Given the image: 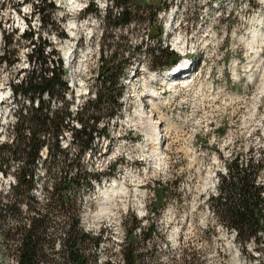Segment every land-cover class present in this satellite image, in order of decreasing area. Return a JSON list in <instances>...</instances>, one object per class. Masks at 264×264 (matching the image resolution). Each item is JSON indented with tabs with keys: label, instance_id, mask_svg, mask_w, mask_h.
I'll return each instance as SVG.
<instances>
[{
	"label": "rangeland",
	"instance_id": "obj_1",
	"mask_svg": "<svg viewBox=\"0 0 264 264\" xmlns=\"http://www.w3.org/2000/svg\"><path fill=\"white\" fill-rule=\"evenodd\" d=\"M47 2L54 6L49 11L56 28L44 26L42 14L33 10L37 3L43 7L41 0H6L0 4V98L3 97L1 88L5 89L8 85L13 88L14 83L20 84V80L28 79L34 72H43L46 66L54 70L60 66L67 88L61 96L63 99L55 97V102L49 101V104L58 109L71 104L72 113L84 109L91 116L92 102H95V96L100 91L103 92L101 74L121 71L120 67L110 68L111 58L115 57V63L123 65L125 54L128 52L131 56V41L139 42L148 30L151 34L148 47L164 46L169 40L170 46L172 40H181V33L185 32L184 51L196 50L202 63L206 61L205 45L212 44L208 47L207 57L216 61L219 69L213 67L201 71L203 77L200 82L208 88L202 94L206 100L199 109L195 101H187L198 91L193 85L198 74H191V71L186 73L190 75L188 77L162 75L160 79H165L160 81V85L153 82V86L149 90L144 88L143 93L138 87L137 91L125 89L119 98L120 109L113 119L107 117L111 109H103L104 119L96 124L99 130H105L108 135L109 153L102 155L104 141L101 134H94L88 149H83L79 142L72 144L69 138L59 136L63 152L57 157L58 162L56 160L53 165L52 154L47 153L45 147L39 151L41 160L33 166L32 196L46 202L57 174L62 178L70 173L92 170V173L99 175L101 181L97 186L92 182L94 187H88L85 180L79 177L74 193V211L70 210L78 214L84 230L92 235H101L98 247L93 244L88 247L96 258V264H123L121 252L128 245L129 238L134 239L139 264H264V230L258 232L261 242L242 244L227 218L214 210L213 202L209 201L218 195L221 177L228 176V166L234 160L244 167L246 162L249 166L253 165L258 184L264 186V29L250 20L248 6L251 0L249 4L246 0H130L131 23L122 27L116 25L114 20L117 0H83L80 8L86 5L89 8L84 12L79 8L75 13L68 0ZM106 4L112 7H107L105 16H102ZM258 4L252 14L254 18L264 16V0H258ZM169 5L175 8L167 10L162 24L168 26V33H172V37L158 38L153 13ZM227 7L232 8L229 19L216 15L225 12ZM84 15H88V18L85 16L82 19ZM74 17L80 28L73 38L69 25ZM179 21L180 29L175 34V24ZM60 32L64 35H58ZM75 45L77 58L66 64V60L63 62L67 55L65 51L74 50ZM35 49L42 50L45 64L40 66L30 57ZM146 49L140 47L139 56L133 58L141 72L146 69L147 65L143 63H147L150 56ZM136 52L133 51V54ZM172 60L171 54L162 52L157 58L160 63L170 64ZM253 74H258L257 85H243ZM167 81L172 84H165ZM118 88L121 89L119 85ZM156 91L163 94L164 99L157 102L165 111H169L174 123L180 126L187 123L188 128V118H193L192 122L195 118H201L194 121V129H204L205 123L208 126L219 124V128L215 132L209 129L200 135L184 138L174 135L167 153L165 122L154 117L147 106L149 103L152 107L149 95ZM136 93L142 95L144 105L140 100H135L138 96ZM20 107L21 99L15 100L13 95L7 101L3 99L0 102L2 143L16 138L12 126L18 120ZM23 108L22 114L26 115L28 107ZM181 114H187V117L177 116ZM143 116L152 118L160 128L158 134L162 149L150 148L151 140L142 132ZM70 121L79 127L75 118ZM133 123L139 129L137 133L145 135L143 143L137 144L132 137L123 139L125 130ZM45 139L48 142L53 140L49 134ZM132 150L136 160L143 157L147 160L130 165L125 154ZM166 158H170V168L163 173L158 172L159 167L167 166ZM127 166L131 167L132 173V169H138L137 190L136 177H130ZM141 166L147 169L142 171ZM20 167L18 162L4 166L7 174L0 176L2 194L14 184V172ZM110 169H113L111 174L108 172ZM118 175L125 184L124 188L119 193H112L114 196L103 198L109 189L107 183L111 182L110 177L119 178ZM105 176L109 178L107 182H104ZM72 189L69 188V194H72ZM57 209L52 210L55 224L50 225L48 234L56 238L55 249L62 250V239L68 228L65 216L68 212L64 214ZM20 210L24 216L25 204ZM7 220L12 224L15 222L14 218L8 217ZM0 264L14 262L0 256Z\"/></svg>",
	"mask_w": 264,
	"mask_h": 264
},
{
	"label": "trees",
	"instance_id": "obj_2",
	"mask_svg": "<svg viewBox=\"0 0 264 264\" xmlns=\"http://www.w3.org/2000/svg\"><path fill=\"white\" fill-rule=\"evenodd\" d=\"M5 1L3 0L0 4ZM41 1L44 4L43 7L41 8L37 3L33 10L42 14L44 26L50 25L56 28L49 11L54 6L47 0ZM129 2L130 0H117V6L123 8L121 21L125 22L129 19ZM60 34L63 35L62 32ZM30 57L34 58V62L40 63V66L46 63L42 50L35 49L34 55L30 54ZM111 59L114 62L116 60L115 57ZM120 66L117 64V67ZM60 69V66H57L55 70L46 66L43 72L41 70L34 72L28 76V79L15 85L16 89L22 90L30 97L31 106L28 107V113L27 110L25 111L26 115L22 114L24 108L21 110L17 122L12 126L16 129L15 140H11V143L0 141V176H2L1 171L6 175L4 166L10 162L21 164V167L14 172L16 184L10 186V190L5 194L0 191V256L3 259L12 260L14 264H92V259L96 264V258L88 247L89 244L98 247L101 235H92L81 228L78 214L70 212L74 208L75 195L68 193L69 188L75 187V183H78L79 177L89 184L90 174L83 171L82 174L70 173L62 178L60 174H57L53 178L54 182L51 190L48 191L46 202H40L32 196L35 177L33 166L38 161L40 148L46 144L44 149H48L50 155L52 154L50 158L53 165L62 152L58 134L66 125L64 120L69 115L68 110L67 108L52 110L49 102L42 98L44 93L50 97L61 98L63 95L67 85L62 79ZM108 72L101 74L103 92L100 91L96 95L95 102H92V115L86 114L87 111L84 109L78 113H72L73 118L82 122V128L75 129L73 132L74 142H79L82 148L87 145L90 148L91 133L93 138L94 133L102 131L96 127V124L104 119L102 112L107 108L111 109L107 113L108 117L118 109L119 90L116 84L119 74L114 71ZM112 92L115 93L112 94ZM35 97H38L36 106L33 103ZM14 98L17 100L19 97L14 95ZM62 109L64 110L61 111ZM47 134L52 136V142L45 139ZM255 174L253 165L244 167L237 161L232 162L228 166V176L221 177L219 196L212 198L213 207L227 218L232 227L237 229V238L242 244L250 241L261 242L258 231L264 229V220L259 218L261 210L264 209V199L260 195L261 186ZM23 204L26 207L24 216L20 210ZM54 209L61 210L64 214L68 212L65 215L68 228L62 239L64 246L62 250L55 249L56 238L48 234L50 225L55 224L52 213ZM8 217L14 218L15 222L13 224L8 222ZM121 254L123 264H139L133 238H129L128 245L122 249Z\"/></svg>",
	"mask_w": 264,
	"mask_h": 264
},
{
	"label": "built area",
	"instance_id": "obj_3",
	"mask_svg": "<svg viewBox=\"0 0 264 264\" xmlns=\"http://www.w3.org/2000/svg\"><path fill=\"white\" fill-rule=\"evenodd\" d=\"M258 5H259L258 2L257 3L255 2V6L252 7V14L255 11V9L258 7ZM167 10H163L162 12H157V14L155 16V20L157 21V23H160L162 21V19L164 18V16L167 13ZM122 12H123V8L122 7L117 8L115 10V15L121 16ZM224 17L228 18L229 17V13H226V15H224ZM185 41H186V33L185 32H182L181 33V41H174V40H172V45H170L169 48L172 49V50H179L180 51V50H182V48H185ZM143 42H144V44H143ZM148 42H150V41H148V34L146 33V34L142 35V37L140 38L139 42L138 41L132 42V46L133 47H136V46H139V47H148ZM33 47H34V44H33ZM136 56H139V53ZM127 57H129V56H127ZM134 57L135 56H133L132 59ZM150 57L151 56H148V61H149ZM146 68H147V66H146ZM21 82L22 81L20 80L19 83H21ZM15 85H17V84L14 83L13 88L10 85H8L5 89L1 88V90H3V97H1L0 99H6V101H7V99H8L9 96H11V95H18V97L21 99V107H20V109L18 111V114H21V108H23V107H30L31 106V99H30V97H28V95H26L24 92H22V90L16 89ZM42 98H43V100H48V102L49 101H51L53 103L55 102V96L50 97L46 93L43 94ZM199 98H202V92L201 91H196L195 94L192 97H189L187 101H195V103L198 104V109H199L200 108V105H201V102L199 101ZM37 101H38V97H35L34 100H33L34 106H36ZM61 104H62V102H61ZM174 107L175 106L173 104L172 105V108H174ZM50 108L52 110L58 109V108H55L54 105H50ZM60 108H67L69 115L64 120V123L66 125L63 126L62 133H60L59 136L60 137L65 136L67 138H69V137L70 138L71 137L73 138V132H74V130L75 129H81L82 128V122H80L78 119L75 118V121L79 124V127H78V126H76L73 123V121H70V120H74V118L72 116V111H71V104L68 107H67V105H62ZM177 116L187 117V114H181V115H177ZM192 119L193 118H191V120ZM188 120H189V127L188 128H185V131L183 133H185L187 131V132H189L188 134H190L192 132L194 134H196V133H201V131L207 129V124L206 123H205V128L204 129H194V121L195 120H202L201 118H195V120L193 122L190 121V118H188ZM12 128H13V130L15 129V127H12ZM138 130H139L138 127H134V123H133V126H130L128 128V130H125L124 135L126 137H134L137 134V131ZM90 140H92V133H91ZM83 149H88V145L85 146ZM125 158H126L127 162L131 165L136 160L135 157H134V154H133V150L132 151H127V153L125 154ZM166 159H167V166L166 167H159V169H164V170H159L158 169V172L163 173L165 170H168L170 168V166H171L170 158H166ZM222 160H223V158H222ZM234 161H236V160H234ZM247 165L248 164L246 162L245 167H247ZM132 170H133V173L135 171H138V169H135V168L132 169ZM89 172L92 173V170H90ZM134 177H132V178H134ZM135 180H138V179H135ZM260 195L262 197H264V186H261ZM263 211H264V209H263Z\"/></svg>",
	"mask_w": 264,
	"mask_h": 264
},
{
	"label": "bare ground",
	"instance_id": "obj_4",
	"mask_svg": "<svg viewBox=\"0 0 264 264\" xmlns=\"http://www.w3.org/2000/svg\"><path fill=\"white\" fill-rule=\"evenodd\" d=\"M67 2V1H66ZM82 3H83V0H68V5L70 6V8L72 9V11L75 13L79 8H80V6L82 5ZM80 27L77 25V19H76V17H74L73 18V20L70 22V25H69V30H70V32H71V34L72 35H75L76 33H77V31H78V29H79ZM170 30V29H169ZM176 41H181L179 38L176 40ZM182 50L184 51V49L182 48ZM187 72H185L184 74H181V76L182 77H188V76H190V75H188V74H186ZM164 75V74H163ZM168 76V75H167ZM160 77H162V75L161 76H159V78ZM172 77H177V76H172ZM177 78H179V77H177ZM165 79V78H164ZM164 79H162L161 78V82L162 81H164ZM167 80H169L168 78H167ZM170 82V81H169ZM168 81H167V83H165V84H172V82L171 83H169ZM14 96V95H13ZM149 98H150V101L152 102V101H154V100H152L151 99V97H150V95H149ZM2 100L3 99H0V102H2ZM146 107V106H145ZM141 111V110H140ZM139 114V113H138ZM144 115V114H143ZM140 116V115H139ZM142 120H144V122H143V124H142V132H144V133H147L148 131H150V130H152L153 129V131L155 132V133H160L159 131H160V128L158 129V127H157V123L155 124V122H154V120L152 119V118H149V117H146V116H143V119ZM150 140V139H149ZM147 145V144H146ZM122 187L123 186H120V184L116 181V182H114L113 184H111V186L109 187V189L106 191V192H110V193H119V192H121L122 191ZM108 195V194H107ZM107 195L105 194V196H106V198H108L107 197Z\"/></svg>",
	"mask_w": 264,
	"mask_h": 264
}]
</instances>
